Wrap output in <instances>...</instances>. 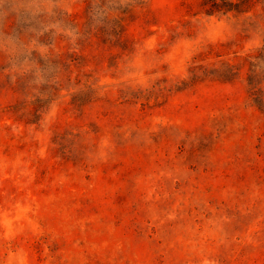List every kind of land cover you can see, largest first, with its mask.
Masks as SVG:
<instances>
[{"label": "rangeland", "instance_id": "rangeland-1", "mask_svg": "<svg viewBox=\"0 0 264 264\" xmlns=\"http://www.w3.org/2000/svg\"><path fill=\"white\" fill-rule=\"evenodd\" d=\"M0 264H264V0H0Z\"/></svg>", "mask_w": 264, "mask_h": 264}]
</instances>
